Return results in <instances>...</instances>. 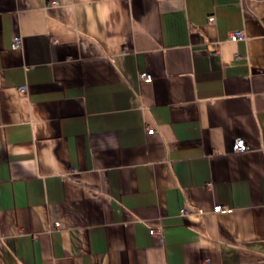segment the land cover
Here are the masks:
<instances>
[{
    "label": "crops",
    "instance_id": "obj_1",
    "mask_svg": "<svg viewBox=\"0 0 264 264\" xmlns=\"http://www.w3.org/2000/svg\"><path fill=\"white\" fill-rule=\"evenodd\" d=\"M0 264H264V0H0Z\"/></svg>",
    "mask_w": 264,
    "mask_h": 264
},
{
    "label": "built area",
    "instance_id": "obj_2",
    "mask_svg": "<svg viewBox=\"0 0 264 264\" xmlns=\"http://www.w3.org/2000/svg\"><path fill=\"white\" fill-rule=\"evenodd\" d=\"M54 6H57V3L54 2V1H51L47 6L46 8H50V7H54ZM208 21L212 22L213 21V18H209ZM245 38V35L243 33V31L241 30H236V31H233L229 34V37H228V40L230 42H239V41H242L244 40ZM20 45V38L19 37H14L12 39V43H11V46L12 48H18ZM140 78L143 79V80H146V81H150L151 80V76L148 75V74H140ZM154 130L152 128H146V132L149 134V133H152ZM231 149L234 153H243V152H246L248 150V147L246 146L245 142L241 139H235L232 143V146H231ZM213 211L214 212H227L229 211L228 208L226 206H220V205H216L213 207ZM180 214L181 215H187L188 214V211L185 210V209H181L180 210ZM54 226L55 227H58V223L55 222L54 223ZM157 232L156 231H153L151 230L150 231V234L153 236L155 235Z\"/></svg>",
    "mask_w": 264,
    "mask_h": 264
}]
</instances>
